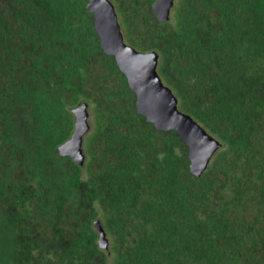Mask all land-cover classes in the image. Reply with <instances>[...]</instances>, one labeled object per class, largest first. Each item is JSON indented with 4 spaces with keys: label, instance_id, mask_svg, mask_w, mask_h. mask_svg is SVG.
Returning a JSON list of instances; mask_svg holds the SVG:
<instances>
[{
    "label": "trees",
    "instance_id": "16d2710c",
    "mask_svg": "<svg viewBox=\"0 0 264 264\" xmlns=\"http://www.w3.org/2000/svg\"><path fill=\"white\" fill-rule=\"evenodd\" d=\"M88 1L0 0V264H264V0H176L166 23L155 0H110L221 143L201 177L137 113ZM84 103L79 165L59 147Z\"/></svg>",
    "mask_w": 264,
    "mask_h": 264
},
{
    "label": "water",
    "instance_id": "95a60500",
    "mask_svg": "<svg viewBox=\"0 0 264 264\" xmlns=\"http://www.w3.org/2000/svg\"><path fill=\"white\" fill-rule=\"evenodd\" d=\"M175 2L176 0H155L152 10L160 23L170 21ZM86 9L93 17L95 33L100 39L102 50L115 59L136 96L137 113L145 117L159 132L175 131L181 142L188 147L190 172L201 177L214 154L221 148V143L190 115L180 111L177 97L163 83L158 73L159 55L154 51H138L126 43L118 13L110 0H89ZM72 112L75 116L74 132L59 147V154L83 165L84 139L91 129L88 104L84 103ZM95 227L100 233V247L108 249L109 242L101 223L95 222Z\"/></svg>",
    "mask_w": 264,
    "mask_h": 264
}]
</instances>
